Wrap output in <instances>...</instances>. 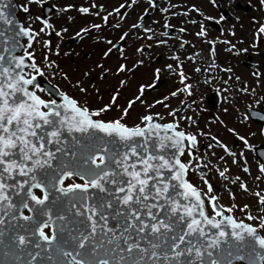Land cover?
Returning a JSON list of instances; mask_svg holds the SVG:
<instances>
[{
    "label": "snow or ice",
    "instance_id": "obj_1",
    "mask_svg": "<svg viewBox=\"0 0 264 264\" xmlns=\"http://www.w3.org/2000/svg\"><path fill=\"white\" fill-rule=\"evenodd\" d=\"M146 2L148 6L136 11L138 0H124L109 11L95 2L77 8L72 3L61 6L49 0H27L19 7L29 13L32 23L28 25L0 11V24L7 26L0 28V264H264V189L250 192L239 176L233 180L225 175L227 167L216 169L222 180L238 184L240 190L255 197L254 214L247 203H220V196L203 173L201 187L192 183L189 173L202 167L197 161L208 158L207 153L198 155V138L210 133L199 127L195 119L199 113L187 99L180 100L179 109L166 102L178 94L193 95L183 61L169 44L174 39L179 42L176 48L184 50L189 41L180 34L188 29L174 26L169 17L186 18L196 13L201 18L181 19L180 24L198 25L194 34L203 39L208 50L204 59L211 63L193 70L209 73L219 69L214 59L218 41L208 38L205 22L220 24L225 16L205 15L196 4L176 12L172 9L177 5L171 4L159 8L168 16L145 24L150 7L156 8L155 0ZM208 2L219 7L217 0ZM225 3L231 6L233 0ZM33 5L38 9L34 18L30 14ZM3 6L0 0V8ZM45 9L49 13L55 10L58 17L75 9L99 21L74 32L78 40L87 37L104 46L98 60L83 70L73 85L82 100L49 79L71 83L69 74L52 59L61 55L59 39L68 29L54 26ZM257 11L264 13V0H257ZM129 15H133L131 21ZM36 22L38 28L33 27ZM174 28L177 35L173 36ZM105 29L116 35L105 36ZM256 32L264 34V17ZM52 33L59 38L55 50ZM129 47L134 58L127 54ZM153 49H168L164 55L175 62V68L171 63L153 67L150 59V81L132 83L133 74L145 67L144 57ZM113 54L116 64L106 65ZM160 55V51L155 52V58ZM196 55L189 53L184 60L194 62ZM219 70L231 72L230 68ZM164 71L176 75L182 87L159 100H146L147 91L154 90ZM109 78L115 84L105 100L96 80ZM214 79L220 77L208 75L204 83ZM224 91L227 89H219L217 95ZM236 91L247 93L248 89L245 86ZM88 96H94L95 106L89 104ZM220 98L233 104L228 97ZM136 105L143 111L133 114ZM157 105L172 119L161 122L164 117L160 112L151 111ZM184 108L193 115H181ZM240 115L241 123L249 119L244 113ZM251 115L264 120L259 112ZM180 121H187L188 128L181 127ZM217 121L248 146L244 135L219 117ZM260 131L264 135V128ZM211 139L215 147L233 157L232 164L244 159L243 153L237 157L215 135ZM217 159L224 160V156ZM242 171L252 175L246 164ZM258 171L257 182L264 180V162ZM226 190L234 201V193Z\"/></svg>",
    "mask_w": 264,
    "mask_h": 264
},
{
    "label": "flooded vegetation",
    "instance_id": "obj_2",
    "mask_svg": "<svg viewBox=\"0 0 264 264\" xmlns=\"http://www.w3.org/2000/svg\"><path fill=\"white\" fill-rule=\"evenodd\" d=\"M156 1H159V3L155 10L150 7L149 14L144 18L145 24H148L151 20H153L154 15H156V18L154 19H160L162 16H168L167 12H160L159 8H168L171 4L177 5L175 9H172L176 12H182L186 10L189 5L196 4L205 15H211L217 18L220 15L225 16V20L220 24H215L214 21H207L205 23L209 31L208 38L218 41L214 46V59L216 64L219 65V69L230 68L231 72L213 69L210 70L209 73H205L203 71L196 73L193 70L194 67H201L203 69L208 63H211L210 59H204L207 57L208 50L203 39L197 38L194 34L199 30L198 25L193 26L191 24H180L181 19H196L199 21L201 18L196 13H191L186 18L169 17L171 23L174 26L187 27L188 31L180 35L183 36L184 40L189 41V44L186 45L184 50H179L176 48L179 42L174 39H170L169 44L172 46L173 50L177 51V54L183 61V71L190 78L187 82L191 84L193 88L201 87L203 89L201 94H198V90L196 91L195 100L199 99L205 104L206 108L209 109L211 116L210 120H212L210 127L207 130L203 129V131L205 133H210V135H208L210 137L215 135L223 143L228 145L232 143L234 146L233 149L240 148L239 153H243L244 159L240 160V174L236 175L235 172L234 174L236 177H242L248 182L254 181L257 175H261L258 171L259 164L264 162V135H261L260 131L261 128H264V120H261L259 117H253L250 112V110L257 111L261 115H264V34H259L256 32V29L259 28V24L262 21V17H264V13L257 11V0H251V2H249V0H233L231 6H228L225 3V0H217L219 7H213L208 2V0H196L198 4L194 3V0H163V3H161V0H155V2ZM93 2L98 5L103 4L109 11L115 6H111V4H114V0H87L88 6ZM49 3H55V1L49 0ZM145 6H148L146 0H138V8L136 11L141 10ZM49 15H51V22L53 23L55 17L57 16L55 10H52ZM84 15L85 16L81 18L73 17V21L75 23L80 22L81 24H85L86 26L84 27H87L90 23L99 22L94 16L88 14ZM128 19L131 21L133 19V15H129ZM86 20L87 22L85 23ZM162 23L163 21L161 20V25ZM69 28L70 25H68L67 29ZM111 32H113V30H111ZM63 35H65V33H62V36ZM172 35H177L175 28L172 30ZM194 40H197V42L194 43ZM224 40L229 41V43H222L221 41ZM56 41H58V38L54 33H52L51 42L52 48L54 50L56 47ZM89 41L91 42L90 50L99 49L98 43H94L90 39ZM60 42L61 55L54 57H57L60 61H64L67 56L63 55V53L68 52V49L63 46L62 40ZM253 44L256 45L255 48H253ZM225 49H228V51H225ZM242 49L246 51H241ZM73 51H83L90 54L89 49H84L83 47L75 48ZM164 51L167 52V50ZM68 53L70 54V52ZM189 53H197V55L194 57V62L184 60V57ZM146 56L150 57V55ZM159 60L160 62H163L162 52L159 56ZM169 63L173 64V67L175 68V62L173 60L170 59L165 64ZM165 72L167 71H164V73ZM257 72L261 74L259 77L255 75ZM208 75H211L214 78L218 76L220 79H214L213 81H210L209 84H205L204 80ZM237 77H239V80L236 79ZM165 79L166 80L163 82L169 83L171 85H177V80L179 78L176 75H169L168 77L165 76ZM225 80L228 81L227 84L223 83ZM245 86L248 89L247 93L236 91V89H243ZM219 89H227V91L221 92L219 95H217ZM253 90H255V95H251ZM221 96H225L233 100V104L222 102L220 98ZM257 101H259V103H257ZM211 102H213V106H211ZM206 108H203L204 112L206 111ZM225 108L228 109L227 113L224 112ZM236 109H239V112H237ZM197 112L202 114L199 111ZM240 113H244V115L249 116V119L246 122L241 123L243 116H241ZM217 117H219L220 120H223L225 125L235 128L241 135H244L248 140V146L245 147L244 143L236 139V137H231L230 133L226 131L224 125H221L219 121H217ZM205 142L206 136H199V156H204V152L207 150V148H209L202 147V144ZM209 144H213V147H215V143L213 141H211ZM197 163L202 164L203 166L207 165V167H202L206 171L205 176H209L210 173H212V166L207 160H199ZM245 164L251 169V176L242 171V167L245 166ZM199 171L200 170L194 171V174L197 177H200L201 175ZM218 178L222 181L219 176ZM233 180H235V178H233ZM262 181L264 184V180ZM226 188L230 189L229 183L225 186V189ZM214 190L219 191V187L214 188ZM220 203L224 204L221 199Z\"/></svg>",
    "mask_w": 264,
    "mask_h": 264
},
{
    "label": "rangeland",
    "instance_id": "obj_3",
    "mask_svg": "<svg viewBox=\"0 0 264 264\" xmlns=\"http://www.w3.org/2000/svg\"><path fill=\"white\" fill-rule=\"evenodd\" d=\"M56 4L63 6L64 4L67 3H72L74 5H76L77 8H79L80 6H84L87 7L88 3L87 0H54ZM181 1V0H180ZM27 2V0H17L18 5H23ZM124 2V0H114V4H111V6L115 5L117 6L118 4ZM194 3H197L196 0L193 1ZM198 4V3H197ZM109 6V7H111ZM21 8V7H20ZM22 9V8H21ZM32 17L34 18L36 14H38V9L36 8L35 5L31 6V13ZM68 16H71L72 19L68 20ZM85 16L84 14L79 13L78 11H76L75 9H69L68 12L66 14H61L59 17L56 16L54 21H53V25L54 26H60V25H65L66 28H68V25H70V28L68 29V32L65 33V35H63V39H66L69 36H74V32L78 31L80 27H84L86 26L85 24H81L80 22L75 23L73 21V17L74 18H81ZM20 18L22 19L24 25H28L29 23H32V21H30L28 18L25 19L23 17L22 14H20ZM156 18V15L153 16V19ZM96 20V19H95ZM87 22V20L85 21V23ZM64 23V24H62ZM40 25L38 22L33 24L34 28H38ZM103 34L105 36H114L116 35L114 32H111V29H105ZM59 39V38H58ZM62 39V40H63ZM61 39L59 40V44ZM197 40H194V43H196ZM57 43V41L55 42ZM90 41L89 38L85 37L83 40L80 41H75L73 43H71L69 45V47H67L66 49H68V52H70V54L67 56V58L65 59V62H59L60 68H62L66 73L69 74L71 83L67 82V81H63L60 80L58 78H54L55 81L60 85V88L67 91L70 95L75 96L77 99L82 100L84 97H82L73 87L76 79L80 76V73L83 70L86 69H90L93 64L98 60L99 58V54L102 50V48L104 47L102 44H98L99 49H94V50H90ZM205 46V45H203ZM83 47L88 48L90 51V54L85 53L83 51H73L75 48H81ZM61 48V47H60ZM54 50V49H53ZM168 49H153L152 53L150 55V57L145 56V67L140 68L138 71H136L133 74L132 77V83H137V82H146V81H150L151 79V69L147 67V64L149 63V60L151 59L153 67H163L164 64L169 61L170 59H168L164 53L165 51ZM132 49L129 47L127 50V54L130 58H134V54H132ZM156 51H160L163 54V62L161 63L158 58H155V52ZM37 56L39 58V52L37 53ZM117 60H116V56L115 54H113L110 58H108L105 61L106 65H110V66H114L116 64ZM129 65H131V59L129 60ZM169 72H162L160 74V80L159 83L155 86L154 90H149L147 91L146 95H145V99L148 101H151L153 99H161L162 96H166L168 95L169 92L174 91L177 88H181L182 85L179 82V79L177 80V85H171L169 83L163 82L165 79V76H169L170 74H168ZM93 76H95V73H93ZM171 76H175V75H171ZM51 80H53V78H49ZM85 86H87L88 83V79L85 78V80L83 81ZM167 82H172V81H167ZM96 83L99 85L101 92L104 94L105 96V100L107 99L108 93L109 91H111L112 86L115 84V81L112 80L111 78L104 80V81H100V80H96ZM197 87V86H196ZM131 90V85L129 86L128 89H125L124 93L121 96V102H123L124 97L126 95L129 94ZM193 95L191 97H185L183 94H178L177 97H170L168 101H166L170 108H181L180 105V100L182 99H187L190 106L192 108H195L197 111L201 112L202 114H198L197 116H195V119L198 121L199 127L201 129L207 130L211 123L212 120L210 113H209V109L206 108L205 104L198 100H195V95H196V91L198 90V94H201L203 92V89L201 87L198 88H193ZM163 92L164 95H163ZM88 102L90 105L95 106V98L94 96H88L87 97ZM192 101H195V103H192ZM203 108H206V111L204 112ZM133 114L142 112L143 109L141 108L140 105H136V107L132 110ZM151 111L153 112H160L161 116L164 117V120L161 122H167L169 120L172 119V117H168L166 115V110L162 107V105H157L156 107H154ZM181 115H189L192 116L193 112L189 110V108H184L183 111L180 113ZM180 126L183 128H188V122L187 121H180ZM191 130H195V126H192ZM231 137H234L232 134H230ZM226 144V143H225ZM227 146L229 147V149L237 154V157L241 154L239 153L240 148H236L233 149V145L232 143L230 145L227 144ZM215 152V155H212V153ZM205 154L207 153V157L206 159H204L205 161L207 160L208 162L211 161V166H212V173H210L209 176H205L210 183L212 184L213 188L219 187V191H216L217 194L220 196V199L222 200V202H224L225 205H231L233 202H235V204H237L238 206H242L243 204L247 203L251 206L253 213L255 214L256 212V206H255V197L244 193L242 190H240L238 188V184L235 183H230L228 180H219L218 178V173L216 171V169L218 168L219 170H223L225 167H227L229 169V171L225 174L226 176L231 177L232 179L236 177L237 174H240V170H241V166H240V160L238 161V164H232L231 160L233 159V157L228 156L226 153L223 152L222 149H219L218 147H212V148H208L205 152ZM205 156V155H204ZM220 156H224V161L223 160H219L217 159V157ZM225 162V164H224ZM234 172L236 173V175L234 174ZM241 176V175H240ZM189 180L196 184L198 187H201V183H200V177H197L194 174V171L189 173ZM241 180H244L247 183V186L250 190V192H255V191H259L261 189H264V184L263 181L260 182H255L251 181L248 182L247 180H245L244 178H240ZM229 183L230 186V190L234 193L235 199L233 201V199H231L228 195V192L225 189V186ZM236 216L239 218L241 216V213L239 212V210L237 209L235 212Z\"/></svg>",
    "mask_w": 264,
    "mask_h": 264
},
{
    "label": "water",
    "instance_id": "obj_4",
    "mask_svg": "<svg viewBox=\"0 0 264 264\" xmlns=\"http://www.w3.org/2000/svg\"><path fill=\"white\" fill-rule=\"evenodd\" d=\"M3 8H0V11H4L6 13L11 14L15 19L18 20L17 17V12H18V7L15 3V0H3ZM48 14V10L45 9V15ZM19 21V20H18ZM6 25L0 24V28H6Z\"/></svg>",
    "mask_w": 264,
    "mask_h": 264
}]
</instances>
